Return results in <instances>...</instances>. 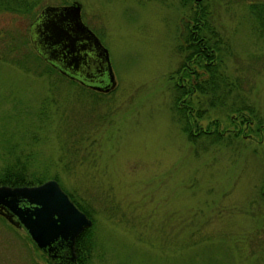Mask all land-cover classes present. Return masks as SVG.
<instances>
[{
  "label": "rangeland",
  "instance_id": "1",
  "mask_svg": "<svg viewBox=\"0 0 264 264\" xmlns=\"http://www.w3.org/2000/svg\"><path fill=\"white\" fill-rule=\"evenodd\" d=\"M29 1L28 14L0 13V165L18 156L46 179L56 174L91 210L85 264H264V128H244L228 110L243 100L264 116V34L247 8L264 0H200L235 81L221 85L222 104L189 95L188 108L202 114L191 132L214 119L216 139L188 138L174 108L185 96L173 103L182 21L196 0H75L107 48L115 84L106 92L36 50L40 8L74 0ZM9 42H18L15 62L1 54ZM32 250L38 255L0 216V264L42 260Z\"/></svg>",
  "mask_w": 264,
  "mask_h": 264
},
{
  "label": "trees",
  "instance_id": "2",
  "mask_svg": "<svg viewBox=\"0 0 264 264\" xmlns=\"http://www.w3.org/2000/svg\"><path fill=\"white\" fill-rule=\"evenodd\" d=\"M183 1L186 2L185 0ZM196 1L197 5L194 6L195 8L191 9L188 16L182 21V33L180 34L181 39L177 46L178 51L182 54V58L179 62L178 68H176L175 70V74L177 72L178 74L175 77L174 81L175 90L173 95V103H177L176 101L179 100L181 95L185 96V98L182 99V102L179 103L177 108L176 105H174V108L179 114L178 117L183 118V130L187 132L188 138L194 139L199 135H204L213 136V139H216L221 137L222 132L218 129L219 122L214 119H211L208 122L206 129H203V127L198 125V127H196L198 129L196 131L197 133L191 132V127L195 124L197 119L202 116V114L200 113L199 108H195L194 111L192 110V104L188 103L191 102L190 94L192 92H197L206 97L208 94V104H210L211 106L215 105L216 103L222 104L223 102L221 98V85H231L232 87V85H235V81L229 79L223 70V58L220 53V44L223 42L221 41L220 37H217V31L210 19V12L205 5L200 3V0ZM31 8L32 2L29 0H0V13L28 14ZM247 8L256 23L259 24V28L261 31H263V35L264 1L248 2ZM20 41L24 43V38L22 35H20ZM16 47H18V42H16L15 44L9 42L1 54L12 55L11 57L10 55H3V57L15 62L16 60L14 59H16L17 55L14 54V49ZM35 57L39 61L41 60L37 54H35ZM44 63L45 66L50 70H54L50 67L49 64H47L46 62ZM70 81L72 82L73 80ZM231 87H228L227 90L230 91ZM209 94L211 97H209ZM184 103H187L185 104L186 106L183 105ZM189 106L192 109H189ZM183 110L186 111L184 112ZM228 110L237 112L238 117L240 118L238 120V123L244 122V128H249L252 124H254L255 126L253 128L254 130H262V128H264V124H262L264 123V116L262 118L259 117L255 112V109H253L245 101L242 100L238 104H235L232 100L230 102V105H228ZM236 130L239 131V126L236 128ZM238 131L234 130L230 133L234 135ZM43 172L36 173L33 170H28L26 161L24 159H20L18 156H14L11 158V160H6L5 163L0 165V184H37L46 179L45 172ZM50 177H53L57 181H59L56 174H52ZM67 193L70 198L76 203V205L81 210H83L87 214V216L91 218L92 221L93 217L91 210L81 204L76 198L73 197L70 192ZM91 224L84 227L80 231L78 237L79 240L75 241L76 252H78L77 254L79 255L78 258L79 260H82L84 264L85 262H87L92 246L91 237L93 235V228Z\"/></svg>",
  "mask_w": 264,
  "mask_h": 264
},
{
  "label": "water",
  "instance_id": "3",
  "mask_svg": "<svg viewBox=\"0 0 264 264\" xmlns=\"http://www.w3.org/2000/svg\"><path fill=\"white\" fill-rule=\"evenodd\" d=\"M45 15L49 16L44 17ZM31 27L38 53L61 73L80 82V76L72 73L70 69L74 66L71 63L80 57L79 51L87 49L86 45L90 44L96 50L105 73L104 83L92 84V88L107 91L114 86L107 48L82 21L80 4L77 1L43 6L32 20ZM37 30L43 35L41 39ZM57 44L61 45V49H58L62 51L61 57L70 54L71 59L66 61V65L59 66L52 61L55 56L52 51ZM47 49L51 51L48 52ZM97 78L100 77H95L92 83ZM87 82L88 80L85 83ZM0 214L12 224L21 225L36 246L46 252L52 248L51 242L55 238L66 240L69 245V259L73 264V239L91 223L90 217L76 205L54 178L32 185L0 184Z\"/></svg>",
  "mask_w": 264,
  "mask_h": 264
},
{
  "label": "flooded vegetation",
  "instance_id": "4",
  "mask_svg": "<svg viewBox=\"0 0 264 264\" xmlns=\"http://www.w3.org/2000/svg\"><path fill=\"white\" fill-rule=\"evenodd\" d=\"M48 16L49 15H45L44 17H48ZM37 33L39 34V37L41 39L43 37V35L38 30H37ZM44 46H45V44H44ZM86 47H87V49L79 51L80 57L75 62H73L71 60L72 61L71 65L74 64V66H71L72 68L70 67V69H72V71H73L72 73L80 76L81 82L75 78H71V79L77 80L84 87L90 88L94 91L106 92L103 90L94 89L91 86L92 84L104 83L105 73L103 71L102 62L99 60L98 55L96 53V50L93 49V47L90 44H87ZM55 48L56 49L54 51H52V53L55 55L54 58H52V61L57 63L59 66H63L67 60L71 59L70 54H66L63 58V57H61L62 51L58 50V49H61V45L57 44L55 46ZM47 51L50 52L51 49H47ZM95 77H100V78H97L96 82L92 83V80H95ZM84 79H85V81H84ZM87 80H88V82L85 83ZM0 216L2 218H4L6 221H8L10 224H12L2 214H0ZM12 225H14V224H12ZM14 226L17 227L19 230H22V233H24V235H26L28 237V239L30 240L31 246L36 251H38V255H36L32 250V252H30V253H32V256L36 255L39 258L43 257L42 260H40V259L39 260L36 259V261L32 260L31 264H73V262L69 259V254H70L69 253V245H68L66 240L61 239L60 237L55 238L51 242L52 248L47 250L48 252H46V251H44V250H42L36 246V244L31 240V238L28 236V234L26 233V231L23 229V227L21 225H14ZM79 233H80V231L75 235V237L73 239V252H74V256H75V264H84V262L82 260H79V258H78L79 255L77 254L78 252H76V248H75L76 247L75 241L79 240V238H78ZM35 262H37V263H35Z\"/></svg>",
  "mask_w": 264,
  "mask_h": 264
},
{
  "label": "bare ground",
  "instance_id": "5",
  "mask_svg": "<svg viewBox=\"0 0 264 264\" xmlns=\"http://www.w3.org/2000/svg\"><path fill=\"white\" fill-rule=\"evenodd\" d=\"M92 225H93V224H91V226H92ZM85 229H86V228H85ZM85 229H84V230H85ZM84 230H83V231H84Z\"/></svg>",
  "mask_w": 264,
  "mask_h": 264
}]
</instances>
